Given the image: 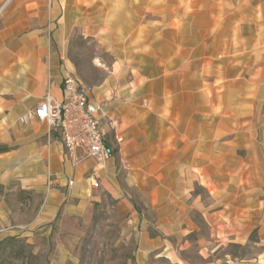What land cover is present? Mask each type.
Here are the masks:
<instances>
[{
	"label": "crops",
	"instance_id": "obj_1",
	"mask_svg": "<svg viewBox=\"0 0 264 264\" xmlns=\"http://www.w3.org/2000/svg\"><path fill=\"white\" fill-rule=\"evenodd\" d=\"M78 36L96 45V80L72 56ZM69 76L91 88L110 141L123 137L103 165L73 166L59 132L20 121L47 93L62 97ZM0 184L40 196L23 226L29 246L66 200L82 215L96 192L138 225L134 264H222L226 241L253 242L264 264V0H0ZM204 229L213 247L195 240L192 261Z\"/></svg>",
	"mask_w": 264,
	"mask_h": 264
},
{
	"label": "rangeland",
	"instance_id": "obj_2",
	"mask_svg": "<svg viewBox=\"0 0 264 264\" xmlns=\"http://www.w3.org/2000/svg\"><path fill=\"white\" fill-rule=\"evenodd\" d=\"M96 45L93 41L83 40L78 36L74 41L72 56L78 60L81 73L89 80L99 78V72L92 67ZM83 84V83H82ZM85 85V84H84ZM240 157H246V151L240 150ZM245 168V167H244ZM127 169V168H126ZM126 176L128 170L122 171ZM99 188H97L98 190ZM21 191L11 190V186L0 184V203L6 202L10 212L0 216V255L9 257V244L3 243L9 237L19 236L25 246L22 257L7 258L10 264H134L137 251L138 225L132 220L130 212L118 206L117 200L110 194L93 192L82 215L66 211L68 200L60 207L56 219L52 223L50 234L32 238V245L26 243L23 233L26 222L35 215L40 196L32 198L31 193H25L19 199ZM202 196L207 199V193ZM14 193V194H12ZM34 199V200H33ZM131 202L139 212L141 220H152L154 212L149 208L147 199L140 198L135 192ZM31 203V206L29 205ZM190 246L185 255L192 261H200L199 249L195 240L202 239L210 250L213 246L208 241V231L202 230L195 238H191ZM252 240L257 239L254 232ZM262 250L253 242L245 246H234L226 241L218 248L216 257L224 258L222 264H259L256 262L258 253ZM207 255V254H206ZM227 255V256H225ZM208 256V255H207ZM226 257V258H225ZM212 258V257H211ZM237 258V260H234ZM233 259V260H232ZM244 260V261H242ZM230 263H228V262Z\"/></svg>",
	"mask_w": 264,
	"mask_h": 264
},
{
	"label": "built area",
	"instance_id": "obj_3",
	"mask_svg": "<svg viewBox=\"0 0 264 264\" xmlns=\"http://www.w3.org/2000/svg\"><path fill=\"white\" fill-rule=\"evenodd\" d=\"M90 91V87L69 76L64 81L62 97L47 93L37 106L27 110L20 118L24 124L32 120L46 122L50 129L59 132L64 156L73 166L79 165L85 158L103 165L115 155L117 147L123 142V137L113 125L115 143L110 141L99 118L101 105L89 99ZM88 179L93 189L100 187L94 172ZM72 183L70 180L69 184Z\"/></svg>",
	"mask_w": 264,
	"mask_h": 264
},
{
	"label": "trees",
	"instance_id": "obj_4",
	"mask_svg": "<svg viewBox=\"0 0 264 264\" xmlns=\"http://www.w3.org/2000/svg\"><path fill=\"white\" fill-rule=\"evenodd\" d=\"M25 193H31L28 191L20 192L18 199L24 195ZM24 239L18 238V237H9L7 240H5L3 243L9 244V257L19 258L22 257L25 253V246L21 245L19 242L23 241ZM234 246H241L237 244H233ZM7 257V258H9ZM7 258H3L2 254L0 255V264H10L7 262Z\"/></svg>",
	"mask_w": 264,
	"mask_h": 264
}]
</instances>
